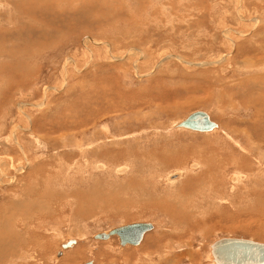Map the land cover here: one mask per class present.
<instances>
[{"label": "rangeland", "instance_id": "obj_1", "mask_svg": "<svg viewBox=\"0 0 264 264\" xmlns=\"http://www.w3.org/2000/svg\"><path fill=\"white\" fill-rule=\"evenodd\" d=\"M0 2V264L264 243V0ZM196 111L218 129L174 127ZM133 223L153 226L137 246L94 239Z\"/></svg>", "mask_w": 264, "mask_h": 264}, {"label": "water", "instance_id": "obj_2", "mask_svg": "<svg viewBox=\"0 0 264 264\" xmlns=\"http://www.w3.org/2000/svg\"><path fill=\"white\" fill-rule=\"evenodd\" d=\"M176 128L207 133L216 128V124L205 112L196 111L178 123ZM152 230L153 226L149 223H133L118 227L108 233L97 234L94 239L107 240L111 236H117L121 246H137L144 235ZM75 243L74 240H68L61 247L67 249ZM210 252L214 264H264V243H257L250 239L221 238L211 244ZM84 264L93 263L88 261Z\"/></svg>", "mask_w": 264, "mask_h": 264}, {"label": "bare ground", "instance_id": "obj_3", "mask_svg": "<svg viewBox=\"0 0 264 264\" xmlns=\"http://www.w3.org/2000/svg\"><path fill=\"white\" fill-rule=\"evenodd\" d=\"M28 0H11V3H10V5H11V9L8 7V9L9 10H12L15 14H16V12L18 11V13L16 14L17 15V18H19L20 17V15H21V13L23 12V13H25V12H27V10H28V6L31 8V7H34V8H32V10H34L33 11V13H36L39 9H40V7H41V3H42V1L43 0H30V3L28 4V2H27ZM27 2V3H26ZM38 2H40V3H38ZM241 2V1H240ZM1 3L2 2H0V7H1ZM7 4H8V1L6 2ZM7 4H6V6H7ZM31 5V6H30ZM2 7H4V6H2ZM5 8H7V7H5ZM4 8V9H5ZM240 10V9H239ZM9 13H11V12H9ZM9 16V15H8ZM236 16V15H235ZM237 17V16H236ZM239 17V16H238ZM240 18V17H239ZM11 21H12V19H11ZM10 21V22H11ZM9 24V23H8ZM227 33H228V31H227ZM225 34H226V32H225ZM228 36V35H227ZM239 37V36H238ZM2 39V38H1ZM3 40V39H2ZM91 41V40H90ZM263 51V50H262ZM129 53H131V52H129ZM141 55V54H140ZM130 56V55H129ZM181 59V58H180ZM21 62V61H20ZM262 66V65H261ZM254 68V67H253ZM207 114V113H206ZM208 115V114H207ZM209 116V115H208ZM210 119V118H209ZM163 126V125H162ZM176 126H177V124L174 126L175 128H176ZM176 129H182V128H176ZM218 129V125L216 124V128H214L212 131H214V130H217ZM183 130H187V129H183ZM188 131H191V130H188ZM212 131H210V132H212ZM193 132V131H192ZM234 133V132H233ZM259 138V137H258ZM20 145V144H19ZM262 145V144H261ZM18 146V145H17ZM20 147V146H19ZM152 160V159H151ZM1 166V165H0ZM21 169V168H20ZM19 169V170H20ZM3 171H5V170H2V174H3ZM121 171V170H120ZM5 173V172H4ZM189 173V172H188ZM190 174V173H189ZM3 176V175H2ZM175 177L176 176H179L178 174L177 175H174ZM173 176V177H174ZM241 178V176H238V180ZM213 184V183H212ZM178 186V185H177ZM203 187H204V185H203ZM201 188H202V186H201ZM204 193V192H203ZM206 194V193H205ZM204 194V195H205ZM169 196V195H168ZM199 196V195H198ZM67 197V196H66ZM188 198V197H187ZM182 201V200H181ZM183 202V201H182ZM185 202V201H184ZM145 203V202H144ZM192 203V202H191ZM175 204V203H174ZM186 204V203H185ZM180 205V204H179ZM155 206V205H154ZM175 206V205H174ZM19 207V206H18ZM17 207V208H18ZM155 207H157V204H156V206ZM200 207V206H199ZM158 208V207H157ZM169 208V207H168ZM166 209V208H165ZM195 209V208H194ZM161 210V209H160ZM163 210V209H162ZM2 211L4 212V209H2ZM177 211V210H176ZM193 213V212H192ZM174 214V213H173ZM188 214V213H187ZM188 215H186V217H187ZM174 217H176L175 215H174ZM191 218V217H190ZM192 218H193V216H192ZM184 219V218H183ZM181 220V219H180ZM184 220H186V219H184ZM156 239V238H155ZM68 241V240H67ZM66 241V242H67ZM75 241V240H74ZM1 243H0V250L2 249V247L5 245L6 247L8 246V244L7 243H5L4 241H0ZM76 242V241H75ZM258 243V242H257ZM76 244V243H75ZM74 244V245H75ZM2 245V246H1ZM73 245V246H74ZM72 246V247H73ZM61 247V246H60ZM72 247H70V248H72ZM61 249L62 250H67V249H69V248H67V249H63L62 247H61ZM211 254V253H210ZM69 257H71V256H69ZM211 258H212V256H211ZM212 262H213V259H212ZM93 263V262H92ZM213 264H214V262H213Z\"/></svg>", "mask_w": 264, "mask_h": 264}]
</instances>
